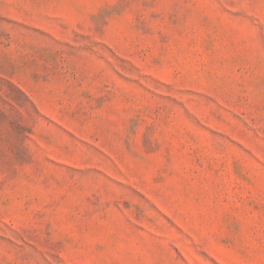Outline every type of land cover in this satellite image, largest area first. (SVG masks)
I'll list each match as a JSON object with an SVG mask.
<instances>
[{"label": "rangeland", "instance_id": "obj_1", "mask_svg": "<svg viewBox=\"0 0 264 264\" xmlns=\"http://www.w3.org/2000/svg\"><path fill=\"white\" fill-rule=\"evenodd\" d=\"M0 264H264V0H0Z\"/></svg>", "mask_w": 264, "mask_h": 264}]
</instances>
